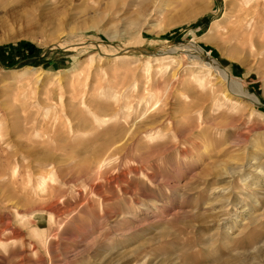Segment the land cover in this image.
Listing matches in <instances>:
<instances>
[{
	"label": "rangeland",
	"instance_id": "rangeland-1",
	"mask_svg": "<svg viewBox=\"0 0 264 264\" xmlns=\"http://www.w3.org/2000/svg\"><path fill=\"white\" fill-rule=\"evenodd\" d=\"M259 70L264 0H0V264H264Z\"/></svg>",
	"mask_w": 264,
	"mask_h": 264
},
{
	"label": "bare ground",
	"instance_id": "bare-ground-1",
	"mask_svg": "<svg viewBox=\"0 0 264 264\" xmlns=\"http://www.w3.org/2000/svg\"><path fill=\"white\" fill-rule=\"evenodd\" d=\"M196 50L197 51L194 52L196 55V58L194 57L196 64L209 67L210 71L215 72L216 75L219 76V78L224 82L226 90L229 93L228 95H226L229 100L232 99V97H235V100H237L236 102H238L239 104L248 106L250 109H256L255 104L259 103V97L253 95L250 92L243 79L232 76L227 70H225L222 65L219 64V62L215 58L211 57L209 54L206 56H202V52L199 47L196 48ZM258 72L260 73V75H262L261 79L264 80V72L261 73L260 70ZM102 166L103 165H100V169L102 168Z\"/></svg>",
	"mask_w": 264,
	"mask_h": 264
},
{
	"label": "trees",
	"instance_id": "trees-1",
	"mask_svg": "<svg viewBox=\"0 0 264 264\" xmlns=\"http://www.w3.org/2000/svg\"><path fill=\"white\" fill-rule=\"evenodd\" d=\"M20 47L23 49V51H26V54H24V57L28 61H32L34 59V54L38 52L39 50L36 48H33V45L29 42H23L20 44ZM4 65H13V62L10 61H2Z\"/></svg>",
	"mask_w": 264,
	"mask_h": 264
}]
</instances>
